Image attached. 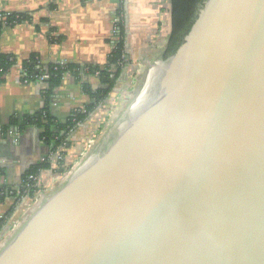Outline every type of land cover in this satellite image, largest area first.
Segmentation results:
<instances>
[{"label":"water","instance_id":"obj_1","mask_svg":"<svg viewBox=\"0 0 264 264\" xmlns=\"http://www.w3.org/2000/svg\"><path fill=\"white\" fill-rule=\"evenodd\" d=\"M164 54L0 264H264V0H203Z\"/></svg>","mask_w":264,"mask_h":264},{"label":"crops","instance_id":"obj_2","mask_svg":"<svg viewBox=\"0 0 264 264\" xmlns=\"http://www.w3.org/2000/svg\"><path fill=\"white\" fill-rule=\"evenodd\" d=\"M0 10L25 17L19 24L3 26L0 33V53L15 61L0 81V239L5 235L10 240L14 222L22 218L25 223L43 199L62 187V177L87 159L91 150L86 151L85 144L104 114L97 106L69 132L68 144L57 148L45 143L41 138L43 129L33 125L18 130L14 142L8 134L13 128L10 122L32 117L46 106L45 83L40 79L25 81L22 64L35 57L44 67L75 64L102 68L117 41L113 29L120 12L127 64L117 85L126 89L138 64L145 66L151 58L156 63L164 52L169 39L170 6L168 0H0ZM82 81L92 90L100 88L93 76L82 77ZM52 96L47 110L53 123L65 124L75 110L92 102L69 74ZM52 132L57 134L56 130ZM45 163L50 168L34 175L38 200L33 202L26 193L19 197L23 176Z\"/></svg>","mask_w":264,"mask_h":264},{"label":"trees","instance_id":"obj_3","mask_svg":"<svg viewBox=\"0 0 264 264\" xmlns=\"http://www.w3.org/2000/svg\"><path fill=\"white\" fill-rule=\"evenodd\" d=\"M169 1L171 32L167 46L164 50V59H167V57L176 50L183 39V36L188 32L192 22L195 19L196 12L203 2V0ZM118 18L119 22L117 23L118 32L115 48L108 56L107 63L102 68L92 65L79 66L75 64H66L64 66L60 64H54L44 67L35 57L28 59V61L22 64L25 81L29 82L39 80L42 76L48 77V79L42 81L46 85V89L44 91L46 106L32 117H26L22 121L12 120L10 122V127L22 130L28 125H33L39 129H43L41 138L45 143H48V145H53L54 148H57L63 143L68 144L66 142V138L69 132L75 128L77 124L82 123L100 103L109 97L117 83V79L120 76L121 70L116 67L114 68V66L118 61L124 60L122 59V56L125 52V34L120 12L118 14ZM24 20L25 17L22 15L10 13L7 14L5 24L0 21V33L3 26H14L23 22ZM14 63L15 61L13 59L7 58V56L0 53V81L1 76ZM97 72L99 73L98 75H96ZM67 74L71 75L76 80V82L81 84L83 92L90 97L92 102L84 107L85 112L75 110L67 119L65 124H60L59 122L53 123V119L49 115L47 109L50 99L53 97V90H55L61 84L63 77ZM111 74H113V78L110 77ZM85 76H93L97 78L100 83V88L96 91L90 89L88 83L82 81V77ZM52 130L57 131L55 136L53 135ZM49 168L50 165L46 163L41 164L38 167H34L23 176V181H25L29 175H36L40 170ZM20 191L19 197L24 194L23 188H21ZM37 191L38 189L33 185L25 193L29 198H33Z\"/></svg>","mask_w":264,"mask_h":264},{"label":"built area","instance_id":"obj_4","mask_svg":"<svg viewBox=\"0 0 264 264\" xmlns=\"http://www.w3.org/2000/svg\"><path fill=\"white\" fill-rule=\"evenodd\" d=\"M0 14V21L2 23L5 24V19L8 13L1 11ZM4 13V14H3ZM119 22V18L115 19V27L113 29V34L114 37L117 38V32H118V28H117V23ZM116 44V43H115ZM115 45L112 49V51L114 50ZM126 49L124 52V55L122 56L121 61H118L117 64L114 66V68H119L121 71L126 67L127 64V55H126ZM62 66L66 65V64H60ZM144 73V65L143 64H138L135 68V70L132 71L131 74V81L128 83V86H126V89H122L120 86L115 85L114 89L112 90L109 98L107 101H103L102 103H100L98 105V107H100V109L102 111H104L103 117L101 118L97 131L87 140L86 144H85V148L86 151H90L92 148H94V146L96 145V143L98 142L102 132L104 131V128H106L112 120L114 118V115L116 114V112L118 111V108L121 107V103L123 102V100L126 98L127 94L131 93L132 90H134L135 86H136V79L139 78L142 74ZM99 73L97 72L96 75H98ZM111 78H113V74L110 75ZM48 79L47 76H42L40 77V80H46ZM81 112H85L84 108L80 109ZM72 131V130H71ZM70 131V132H71ZM9 136H11L14 140V142H17V135H18V129L16 128H11L10 131L8 132ZM72 173L74 171H71ZM71 172H69L68 176H64L61 179V183L62 185L69 179V177L71 176ZM36 181V176L34 175H29L25 181H23L22 183V187L24 190V193L31 188ZM20 190H18L17 195L20 194ZM37 193L35 194V196L33 197V202H36L38 200L37 197ZM25 197V196H23ZM21 197V198H23ZM24 224L22 218L18 219L17 221L14 222V226L12 227L13 233L15 234ZM5 237V235H4ZM0 239V251L2 250V248L6 245V241H4L5 238ZM4 241V242H2Z\"/></svg>","mask_w":264,"mask_h":264},{"label":"rangeland","instance_id":"obj_5","mask_svg":"<svg viewBox=\"0 0 264 264\" xmlns=\"http://www.w3.org/2000/svg\"><path fill=\"white\" fill-rule=\"evenodd\" d=\"M168 4H169V6H170V1L168 0ZM170 15V14H169ZM168 31H169V36H170V32H171V23H170V18H169V23H168ZM158 65V62H156V63H154V60H153V58H151V61L148 63V64H146L145 66H144V73L139 77V79H138V87L137 88H135L134 89V91L132 92V93H129V95L127 96L128 97V99H125L124 100V104L121 106V107H119L118 108V111L116 112V114L114 115V118H113V120L108 124V125H106L107 127L106 128H104V131L102 132V134H101V136H100V138H99V140H98V142L96 143V145L100 142V140H101V138L104 136V134L107 132V130L112 126V124L118 119V117L126 110V108H128L131 104H133V103H135L137 100H138V98H140V96H139V91L142 89V85L145 83V81H146V78H147V76L152 72V70H153V68H155L156 66ZM142 86V87H141ZM110 96V95H109ZM107 101V100H106ZM95 145V146H96ZM94 146V147H95ZM92 150H93V148L91 149V151H90V153L92 152ZM83 162V161H82ZM72 173V172H71ZM60 189V188H59ZM58 189V190H59ZM58 190H55L53 193H52V195L51 196H49V197H46V199H50ZM46 199H43V202H42V204L45 202V200ZM41 206V204L39 205V207ZM12 232H13V230H12ZM8 236H10V235H8ZM8 237H6L5 239H4V241L5 240H7V241H9L8 239H7ZM4 241H2V242H4Z\"/></svg>","mask_w":264,"mask_h":264},{"label":"bare ground","instance_id":"obj_6","mask_svg":"<svg viewBox=\"0 0 264 264\" xmlns=\"http://www.w3.org/2000/svg\"><path fill=\"white\" fill-rule=\"evenodd\" d=\"M153 78H154V75L152 74V72L147 76V79L145 81V85L143 87V96L140 98H138V106L140 105V103L142 102V100L144 99V97L146 96V94L148 93L149 89H150V86L153 82ZM140 101V102H139Z\"/></svg>","mask_w":264,"mask_h":264}]
</instances>
